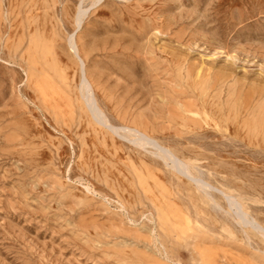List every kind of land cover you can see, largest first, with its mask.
<instances>
[{
	"label": "rangeland",
	"instance_id": "rangeland-1",
	"mask_svg": "<svg viewBox=\"0 0 264 264\" xmlns=\"http://www.w3.org/2000/svg\"><path fill=\"white\" fill-rule=\"evenodd\" d=\"M0 264H264V0H0Z\"/></svg>",
	"mask_w": 264,
	"mask_h": 264
},
{
	"label": "bare ground",
	"instance_id": "bare-ground-1",
	"mask_svg": "<svg viewBox=\"0 0 264 264\" xmlns=\"http://www.w3.org/2000/svg\"><path fill=\"white\" fill-rule=\"evenodd\" d=\"M79 13H80V12H79ZM75 15H76V14H75ZM79 15H80V14H79ZM74 17H75V16H74ZM77 18H78V17H77ZM74 19H75V18H74ZM74 21H75V20H74ZM75 53H76V52H75ZM84 80H85V79H84ZM88 84H89V83H88ZM81 85H82V83H81ZM85 86H87V84H86ZM87 87H88V86H87ZM85 88H86V87H85ZM89 91H90V89H89ZM90 92H92V90H91ZM88 93H89V92H88ZM91 95H92V93H91ZM92 97H93V96H92ZM93 100H94V99H93ZM86 106H87V105H86ZM92 107H93V105H92ZM96 107H97V105H96ZM93 108H94V107H93ZM93 108H92V109H93ZM94 109H96V108H94ZM91 111H92V110H91ZM99 111H101V110H99ZM88 113H89V111H88ZM92 113H94V112H92ZM98 113H100V112H98ZM94 114H96V113H94ZM102 115H103V114H102ZM102 115H101V116H102ZM94 116H95V115H94ZM99 116H100V115H99ZM101 116H100V117H101ZM92 117H93V116H92ZM93 118H94V117H93ZM95 118H96V116H95ZM98 118H99V117H98ZM101 119L104 120L103 117H102ZM95 120H97V119H95ZM96 122H97V121H96ZM100 122H101V121H100ZM103 124H105V123H103ZM107 124H108V123H107ZM105 125H106V124H105ZM107 126H108V125H107ZM136 130H138V129H136ZM138 132H139V130H138ZM144 134H145V133H144ZM111 139H112V138H111ZM159 146H160V145H159ZM152 147H154V146H152ZM160 149H161V148H160ZM165 149H166V148H165ZM166 150H168V149H166ZM168 152H169V151H168ZM164 153L166 154L167 152H164ZM171 154H172V153H171ZM171 159H172V161H173L174 158H171ZM177 159H178V158H177ZM177 159H175V160H177ZM169 162H170V161H169ZM174 162L176 163V161H174ZM174 162H173V163H174ZM177 162H178V160H177ZM181 164H182V163H181ZM172 166H174V165H172ZM183 167H184V166H183ZM175 168H176V167H175ZM185 168H186V167H185ZM176 169H177V168H176ZM176 169H175V170H176ZM181 169H182V168H181ZM187 170H188V169H187ZM176 171H177V170H176ZM179 173H180V170H179ZM207 194H208V193H207ZM208 195H209V194H208ZM228 207H229V206H228Z\"/></svg>",
	"mask_w": 264,
	"mask_h": 264
}]
</instances>
